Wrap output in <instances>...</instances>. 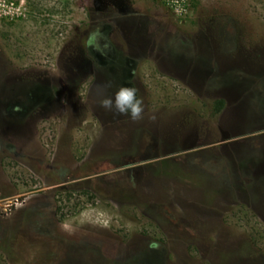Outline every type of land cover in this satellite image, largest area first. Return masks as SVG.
<instances>
[{"label": "rangeland", "instance_id": "rangeland-1", "mask_svg": "<svg viewBox=\"0 0 264 264\" xmlns=\"http://www.w3.org/2000/svg\"><path fill=\"white\" fill-rule=\"evenodd\" d=\"M174 2L0 0V264H264V0Z\"/></svg>", "mask_w": 264, "mask_h": 264}, {"label": "trees", "instance_id": "trees-1", "mask_svg": "<svg viewBox=\"0 0 264 264\" xmlns=\"http://www.w3.org/2000/svg\"><path fill=\"white\" fill-rule=\"evenodd\" d=\"M107 74H110V73L108 72ZM225 106H226V101L224 99H222V98L221 99H217L215 101L214 105H213V112L214 113H220L225 108ZM142 151L145 152L147 150H142ZM169 159H174V158H163V159H161L160 161H158L156 163L148 164L146 166H136V167H134L132 169V175H133V180H134V184L135 185L134 186H127V187H131L133 190L135 189L139 193L138 184H140V182L142 180H136L134 175H135V172L137 170H140V169L147 170L148 173H150V174L153 173L157 177H159V176L166 177V178H169L171 180H174L177 183H184L187 186H190V184L187 183L184 179H182V177H180L179 175L175 174L172 169H170L169 167H167V166H165L163 164L166 160H169ZM243 159H244L245 162L247 161L248 163H251V164L253 163V164L256 165L258 163L257 161L253 162L250 159H245V158H243ZM233 186L235 187V189H239L240 188V189H242V191L247 192V194H249V197H250L249 199H251V201H253L255 204H259L260 206H262L261 204L264 203V196L262 197L260 194H256V192H253L250 188H248L247 185H245L241 181L237 182V183H233ZM214 190H215V192H213L212 195L207 198V200L209 202H212L214 200V198H215L214 195H216L217 190L215 188H214ZM127 197L133 198L134 200L138 201L137 197H134V196H127Z\"/></svg>", "mask_w": 264, "mask_h": 264}, {"label": "clouds", "instance_id": "clouds-1", "mask_svg": "<svg viewBox=\"0 0 264 264\" xmlns=\"http://www.w3.org/2000/svg\"><path fill=\"white\" fill-rule=\"evenodd\" d=\"M99 105L107 111L114 110L133 121L141 119L144 111L143 100L131 82L119 86L111 95L102 96L99 99ZM63 227L67 228L68 225L64 224Z\"/></svg>", "mask_w": 264, "mask_h": 264}, {"label": "flooded vegetation", "instance_id": "flooded-vegetation-1", "mask_svg": "<svg viewBox=\"0 0 264 264\" xmlns=\"http://www.w3.org/2000/svg\"><path fill=\"white\" fill-rule=\"evenodd\" d=\"M100 68H101V67H100ZM102 68H103V66H102ZM102 68H101V70H102ZM110 74H111V73H110ZM110 74H109V75H110ZM32 100H36V98H32ZM32 103H34V102H32Z\"/></svg>", "mask_w": 264, "mask_h": 264}, {"label": "built area", "instance_id": "built-area-1", "mask_svg": "<svg viewBox=\"0 0 264 264\" xmlns=\"http://www.w3.org/2000/svg\"><path fill=\"white\" fill-rule=\"evenodd\" d=\"M172 3H175L174 0H172Z\"/></svg>", "mask_w": 264, "mask_h": 264}]
</instances>
